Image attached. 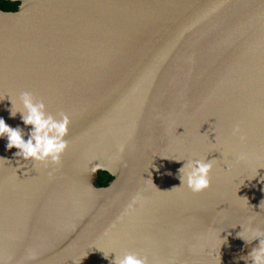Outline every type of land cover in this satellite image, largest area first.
I'll return each instance as SVG.
<instances>
[{
	"label": "water",
	"instance_id": "water-1",
	"mask_svg": "<svg viewBox=\"0 0 264 264\" xmlns=\"http://www.w3.org/2000/svg\"><path fill=\"white\" fill-rule=\"evenodd\" d=\"M5 1L0 118L27 140L9 98L29 91L70 123L59 165L0 138V264H246L258 241L237 233L264 229V0ZM194 158L213 162L198 193L175 161Z\"/></svg>",
	"mask_w": 264,
	"mask_h": 264
},
{
	"label": "clouds",
	"instance_id": "clouds-1",
	"mask_svg": "<svg viewBox=\"0 0 264 264\" xmlns=\"http://www.w3.org/2000/svg\"><path fill=\"white\" fill-rule=\"evenodd\" d=\"M11 102L10 115L15 117L20 114L24 125H30L28 138L25 140V133L20 127L9 126L3 118H0V138H7V149L16 148L18 151L15 155L22 158L23 161L39 162L46 167L48 164L59 165L61 163L62 154L65 152L68 141V125L70 123L69 116L60 113L57 116L48 112L46 104L43 100H37L29 91H23L15 99L9 98ZM239 133V128L233 129V134ZM119 151H123V145ZM185 161L179 169L181 185H186L192 192H201L210 187L209 173L213 168L212 160L206 158H194ZM24 165V164H20ZM51 176L52 173L49 172ZM178 186V187H179ZM242 231L237 236L246 243L251 244L252 241L258 243L251 247L247 256L241 257L251 264H264V229L253 227L251 221L247 227L242 226ZM220 246L225 243V239L220 238ZM111 253H115L111 264H148L147 257L141 256L139 253L125 251L118 254L115 250L107 253L103 252L107 259Z\"/></svg>",
	"mask_w": 264,
	"mask_h": 264
},
{
	"label": "trees",
	"instance_id": "trees-1",
	"mask_svg": "<svg viewBox=\"0 0 264 264\" xmlns=\"http://www.w3.org/2000/svg\"><path fill=\"white\" fill-rule=\"evenodd\" d=\"M18 5L19 3H11L9 1L0 0V9L4 11H16L18 9ZM111 180H112V177L109 174L105 172H100L97 185L106 186L108 182Z\"/></svg>",
	"mask_w": 264,
	"mask_h": 264
}]
</instances>
